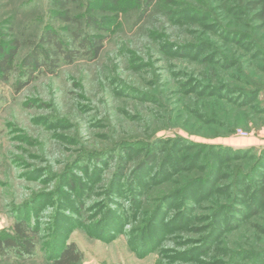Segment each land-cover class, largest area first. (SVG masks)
Here are the masks:
<instances>
[{
	"label": "rangeland",
	"instance_id": "obj_1",
	"mask_svg": "<svg viewBox=\"0 0 264 264\" xmlns=\"http://www.w3.org/2000/svg\"><path fill=\"white\" fill-rule=\"evenodd\" d=\"M81 4L80 12L83 13L84 4ZM74 6L71 5L73 13L76 11ZM185 7L194 11L210 10L219 20L204 19L194 14L195 19L185 25L166 16L169 11L175 13ZM50 9L48 0H0L2 39L9 44L12 38H18L25 45L16 62L27 50L26 43L39 37L47 27L62 33L65 25L54 17ZM241 11L244 10L237 8L234 13L225 11L220 0H155L143 17L138 10L118 14V25L105 34L107 40L98 59L89 60L82 56L71 65L60 66L55 75L40 74L19 93L13 88L16 73L7 82L0 81V236L11 232L14 222L12 208L30 203L35 194L44 192L55 195L41 201L45 208L38 213L37 244L42 251L48 248L52 231L62 224L67 228V243H75L83 254L82 264H229L234 253L242 255L239 264H255L259 259L258 264H264V258H252L254 254L264 253V208L257 217H244L240 222H235L232 230L214 242L206 254L193 252V256L189 257L191 260H182L173 258V254L197 248L205 228L200 234L197 229H203L208 220L196 221L190 232H174L171 239L162 244V249H158L160 254H146V251L139 250L137 240L132 239L133 229L141 227L139 222H131L111 238L95 231V223L104 217L106 209L116 207L110 204L109 199L106 200L115 167L106 168L102 181L98 183L90 174H84V169L76 172L78 181L75 180V183L86 187L81 196L67 186L69 182L61 184L68 165L71 167L84 151L107 149L125 139L160 137H180L207 146L251 149L248 160H234L224 168H227L226 175L237 169L242 171V168H246L244 174H251L264 149V52L262 54L259 50L258 58H244L241 61L245 79L259 87V92L253 108L234 109L230 120L234 126L232 132L227 134L201 127L183 110L182 105H179L180 113L177 106L179 96L172 94L177 80L186 81V77L177 76L175 70L185 71L188 77L207 66L191 60L175 59L159 48L166 43H198V37L207 40L208 33L205 32L203 36L198 34L205 30V25L217 24L242 31L247 36L261 37L264 25L253 20V12ZM194 31H198L197 34H192ZM211 39L219 42L214 36ZM261 47V51H264V42ZM225 48L231 53L236 46L227 44ZM133 90L147 93L152 100L158 99L160 106L147 99H137ZM207 108V112H212ZM123 112L135 118L126 117ZM51 119L62 120L63 126L46 127L45 123ZM237 131L246 133V136H237ZM198 150L183 151L181 156H192ZM201 166L202 158L196 164V169L185 171L170 183L153 188L148 200L177 189L185 178L203 176L206 171L204 167V170L197 171ZM34 170L44 172L33 178V173L32 176L30 174ZM49 173L55 175L54 178H49ZM226 183L222 181L218 187L221 189ZM233 193L230 190L228 196L214 194L211 202L202 204V210L197 213L199 218L209 216L207 209H211L216 201H219L217 205L228 206ZM114 199L117 203L119 198ZM77 201H81L84 207L80 208ZM153 204H146L142 218L147 216L145 213L153 208ZM38 206L35 203L30 207L36 209ZM237 208L242 209L243 206L238 205ZM77 211L81 214L79 217ZM228 213L226 210L225 214ZM230 215L240 217L237 213ZM66 219L74 223L68 224ZM45 255L44 250L42 254L39 253L38 260L19 263L10 259L0 264H41Z\"/></svg>",
	"mask_w": 264,
	"mask_h": 264
},
{
	"label": "trees",
	"instance_id": "obj_2",
	"mask_svg": "<svg viewBox=\"0 0 264 264\" xmlns=\"http://www.w3.org/2000/svg\"><path fill=\"white\" fill-rule=\"evenodd\" d=\"M154 2L155 0H48L54 17L65 25L62 27V33L47 27L39 37L26 43L27 50L17 62L25 45L18 38H12L10 43L6 44L0 35V81L7 82L16 73L13 88L16 93H19L34 82L40 74L55 75L60 66L71 65L82 56L89 60L98 59L107 40L105 34L110 33L111 28L118 25L116 22L118 14L125 13L127 10H138L139 15L143 17L149 12ZM220 2L225 11L231 10L234 13L237 8H240L244 10L241 12H253V20L264 25V0H220ZM81 3L84 4L83 13L80 12ZM71 5H75V13L72 12ZM194 14L204 19L219 20L210 10L194 11L188 7L175 13L169 11L166 16L174 22H184L187 25L195 19ZM204 28L205 30L198 34L203 36L205 32L208 33L207 40L195 37L198 43L181 45L166 43L159 48L175 59L191 60L195 64L207 66L196 75L191 74L188 77L185 71L175 70V74L186 77L184 79L186 81L176 79V88L172 94L179 96L177 106L180 113L179 105H182L183 110L190 115V118L200 123L201 127L205 126L212 131L218 130L229 134L234 126L230 122L234 109L253 108L258 96L259 87L249 79L248 81L245 79L242 72L244 64L241 61L244 58H258L259 50L263 54L261 44L264 42V34L259 38L247 36L242 31L220 27L217 24L205 25ZM260 28L256 27L259 30ZM197 32L194 31L192 34ZM63 34L68 36L65 37ZM211 36L218 38L220 43L217 40L213 42ZM227 44L235 45L236 48L231 49L229 53L225 48ZM134 92L137 94V99H147L146 101L149 100L160 106L158 99L152 100L147 93L138 90ZM159 93L161 94V89ZM205 107L212 112H207ZM123 114L131 119L135 118L131 114L129 116L125 112ZM63 123L62 120L51 119L45 125L59 127V125L63 126ZM194 148L199 150L192 156L185 154L181 156L183 151H192ZM250 152L251 149L195 144L180 137L125 139L113 143L107 149L84 151L75 159L71 167L68 165L61 184L69 182L67 186L81 196L86 187L81 183H75V180L78 181L76 172L84 169L83 173L90 174L94 182L98 183L102 181L106 168L115 167L108 184L106 200L109 199L110 204L116 207L106 209L104 217L100 222L95 223V231L111 238L113 234L121 232L131 222H139L141 227L133 229L132 239L137 240L139 250L146 251V254L151 252L160 254L162 244L170 240L174 232H190L191 226L196 221L208 220L209 223L204 225L203 229H197L200 234L205 228L199 237L200 245L197 248L181 254H173L175 259L191 260L189 257L196 252L200 254L209 252L214 242L232 230L242 218L257 217L264 208V149L260 159L253 166L251 174H244L246 168L225 174L227 168H224L228 162L246 161ZM201 158L202 166L198 167L197 171L204 170V167L206 171L203 176L185 178L177 189L158 194L157 197L148 200V195L152 193L153 188L170 183L185 171L196 169V164ZM187 162L188 165H186ZM82 164L85 166L83 167ZM43 172L34 170L30 175L32 176L33 173L35 178ZM54 176L52 173L48 174L49 178ZM222 181L227 183L220 189L218 186ZM230 190L234 193L228 206L217 205L219 201H216V204L212 203L211 209H207L210 215L199 218L197 213L202 210V204L211 202L214 194L227 195ZM52 195L55 194L38 193L30 203H23L19 207L12 208L14 222L11 232L9 235L0 236V262L10 259L19 263L38 260L39 253L42 254L45 250L46 255L41 264L83 263V254L75 243H67L65 225L56 224L47 249L43 248L42 251L37 244L38 213L45 205L41 201ZM114 198H119L117 203ZM77 202L80 203V208L84 207L81 201ZM148 202L154 203L153 208L145 213L146 217L142 218L143 208ZM35 203L40 207L31 208L30 206ZM216 205L217 208H215ZM238 205L243 208H237ZM226 210L230 212L228 215L225 214ZM233 213L239 214L240 217L230 215ZM77 214L78 217L81 215L78 211ZM140 215L141 219L138 220ZM66 220L68 224L74 223ZM136 231L137 234H135ZM263 256L264 253L254 254L252 258L262 259ZM241 257V253H234L229 264H239ZM170 258L173 259L171 256ZM259 261L260 259L258 263Z\"/></svg>",
	"mask_w": 264,
	"mask_h": 264
},
{
	"label": "built area",
	"instance_id": "obj_3",
	"mask_svg": "<svg viewBox=\"0 0 264 264\" xmlns=\"http://www.w3.org/2000/svg\"><path fill=\"white\" fill-rule=\"evenodd\" d=\"M236 135L237 136H240V137H245L246 136V133H244L242 131H237Z\"/></svg>",
	"mask_w": 264,
	"mask_h": 264
}]
</instances>
